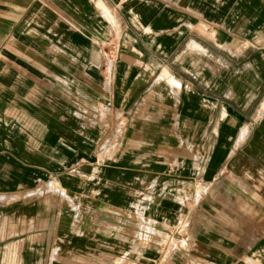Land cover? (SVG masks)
Wrapping results in <instances>:
<instances>
[{
  "label": "crops",
  "instance_id": "0c3cea01",
  "mask_svg": "<svg viewBox=\"0 0 264 264\" xmlns=\"http://www.w3.org/2000/svg\"><path fill=\"white\" fill-rule=\"evenodd\" d=\"M0 264H264V0H0Z\"/></svg>",
  "mask_w": 264,
  "mask_h": 264
},
{
  "label": "built area",
  "instance_id": "2783aa9c",
  "mask_svg": "<svg viewBox=\"0 0 264 264\" xmlns=\"http://www.w3.org/2000/svg\"><path fill=\"white\" fill-rule=\"evenodd\" d=\"M182 231V228L178 230V232H181Z\"/></svg>",
  "mask_w": 264,
  "mask_h": 264
}]
</instances>
